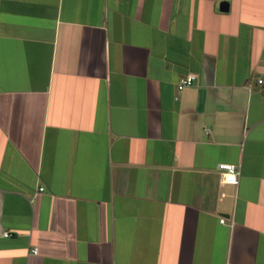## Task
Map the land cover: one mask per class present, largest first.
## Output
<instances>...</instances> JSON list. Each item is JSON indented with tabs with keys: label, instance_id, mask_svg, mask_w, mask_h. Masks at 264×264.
<instances>
[{
	"label": "crops",
	"instance_id": "1",
	"mask_svg": "<svg viewBox=\"0 0 264 264\" xmlns=\"http://www.w3.org/2000/svg\"><path fill=\"white\" fill-rule=\"evenodd\" d=\"M0 264H264V0H0Z\"/></svg>",
	"mask_w": 264,
	"mask_h": 264
},
{
	"label": "built area",
	"instance_id": "2",
	"mask_svg": "<svg viewBox=\"0 0 264 264\" xmlns=\"http://www.w3.org/2000/svg\"><path fill=\"white\" fill-rule=\"evenodd\" d=\"M196 80H197V76L194 73H189L180 79L178 84V89L182 90L185 87L191 86L192 84H194ZM206 132L209 133L210 129L206 128ZM218 168L221 171L223 184H236L238 182L239 167L236 164L220 163L218 165ZM43 189H44L43 187L40 188L41 191H43ZM221 221L225 222V219L222 218ZM4 234L7 237L12 235L10 232H5ZM31 253L34 255L37 254L38 247L37 246L32 247Z\"/></svg>",
	"mask_w": 264,
	"mask_h": 264
}]
</instances>
